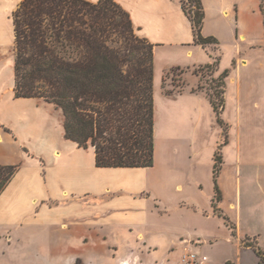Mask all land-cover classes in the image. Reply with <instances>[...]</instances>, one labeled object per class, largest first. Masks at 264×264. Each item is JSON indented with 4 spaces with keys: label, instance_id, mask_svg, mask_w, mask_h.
<instances>
[{
    "label": "crops",
    "instance_id": "0c3cea01",
    "mask_svg": "<svg viewBox=\"0 0 264 264\" xmlns=\"http://www.w3.org/2000/svg\"><path fill=\"white\" fill-rule=\"evenodd\" d=\"M21 1L0 0V166H19L0 194V264H30L32 257L43 258L41 264H124L140 256L141 246L160 250L161 243L143 233L133 216L114 213L126 191L106 181L119 168L95 167L92 148L67 140L61 111L53 104L14 97L12 13ZM113 1L153 45V60L163 49L177 51L168 57L162 80L173 69L183 71L188 87L178 94L185 103L206 99L197 90V76L188 74L219 58L225 45L234 51L237 69L248 64L251 51L264 46V0H201V33L217 39V47L194 43L191 24L173 0ZM77 172L84 174L76 178ZM80 186L86 189L77 196ZM138 193L131 194L134 201ZM238 207L239 238L255 239L264 251V213L257 215L246 204L242 229Z\"/></svg>",
    "mask_w": 264,
    "mask_h": 264
},
{
    "label": "rangeland",
    "instance_id": "374dc122",
    "mask_svg": "<svg viewBox=\"0 0 264 264\" xmlns=\"http://www.w3.org/2000/svg\"><path fill=\"white\" fill-rule=\"evenodd\" d=\"M133 33L144 40L143 45L150 44L134 27ZM166 50L153 60V166L113 169L106 181L126 191L114 213L133 216L143 226V233L161 243L160 250L141 246L140 256L124 264H261L244 245H255L256 240L239 238L236 229V237H232L217 215L228 217L230 226L236 228L240 203L243 229L246 204L253 213H264V46L251 51L246 56L248 64L238 69L234 51L227 45L218 52L216 69H194L188 77L197 76L198 91L206 98L194 103L183 102L185 97L178 94L186 83L183 71L173 69L162 80L163 67L171 63L168 57L177 52ZM222 75L223 105L216 113L207 93L219 89L217 78ZM214 176L221 200L212 205ZM85 189L76 188L77 196ZM137 192L134 201L131 194ZM190 255L195 261L188 259ZM39 260L32 257L27 263H44L43 258Z\"/></svg>",
    "mask_w": 264,
    "mask_h": 264
},
{
    "label": "trees",
    "instance_id": "16d2710c",
    "mask_svg": "<svg viewBox=\"0 0 264 264\" xmlns=\"http://www.w3.org/2000/svg\"><path fill=\"white\" fill-rule=\"evenodd\" d=\"M173 1L190 22L194 43L217 47V39L201 33L202 1ZM261 12L264 22L262 7ZM12 23L14 97L43 100L59 109L65 138L79 148H92L95 167H152L153 45H143L144 40L134 35L129 14L113 0H22ZM218 61L216 56L202 68L216 69ZM223 76L217 78L219 89L207 93L216 113L223 105ZM18 168L0 166V194ZM213 178L212 205L221 200ZM217 217L235 237L228 217ZM244 245L264 264V251L257 244Z\"/></svg>",
    "mask_w": 264,
    "mask_h": 264
},
{
    "label": "built area",
    "instance_id": "2783aa9c",
    "mask_svg": "<svg viewBox=\"0 0 264 264\" xmlns=\"http://www.w3.org/2000/svg\"><path fill=\"white\" fill-rule=\"evenodd\" d=\"M188 259L191 260V261H195V256L194 255H190ZM202 261H205V257L202 258Z\"/></svg>",
    "mask_w": 264,
    "mask_h": 264
}]
</instances>
